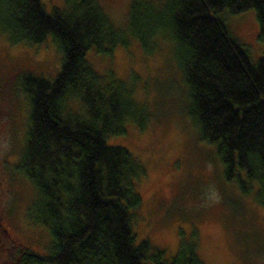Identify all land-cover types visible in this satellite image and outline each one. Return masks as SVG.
<instances>
[{"label": "trees", "instance_id": "16d2710c", "mask_svg": "<svg viewBox=\"0 0 264 264\" xmlns=\"http://www.w3.org/2000/svg\"><path fill=\"white\" fill-rule=\"evenodd\" d=\"M248 9L264 40V0H167L137 32L133 18L126 29L114 27L97 0H64L50 13L40 0H0V29L11 44L50 35L61 52L52 80L27 73L18 83L29 111L17 167L36 191L37 222L47 226L51 243L44 256L23 248L16 263L203 264L193 247L179 246L166 259L147 241H134L130 211L141 203L134 181L144 169L106 139L125 133L137 103L103 83L86 61L90 48L111 54L126 47L127 31L145 51L167 32L199 139L215 145L223 178L244 193L256 184L253 201L264 206V56L250 62L215 16Z\"/></svg>", "mask_w": 264, "mask_h": 264}, {"label": "rangeland", "instance_id": "374dc122", "mask_svg": "<svg viewBox=\"0 0 264 264\" xmlns=\"http://www.w3.org/2000/svg\"><path fill=\"white\" fill-rule=\"evenodd\" d=\"M40 1L47 13L64 5V0ZM97 1L114 27L126 29L133 18L137 32L148 12H162L167 0ZM137 12L140 16L132 17ZM215 16L250 62L264 56L253 9ZM163 31L148 41L147 51L127 31L126 47L116 45L111 54L93 48L86 53L103 83L118 86L137 103L125 133L106 139L107 145L125 148L144 169L134 181L141 199L130 211L134 241H147L151 252L163 251L166 259L187 246L203 264H264V206L253 201L256 184L249 183L244 193L235 181H226L215 145L199 139L175 51ZM60 64L61 52L50 35L37 44H11L0 29V177L9 189L0 203L7 209L10 233L39 256L48 253L51 239L47 226L37 222L36 191L17 167L29 111L18 83L27 73L52 80ZM16 255L0 252V264H14Z\"/></svg>", "mask_w": 264, "mask_h": 264}, {"label": "flooded vegetation", "instance_id": "af4514ba", "mask_svg": "<svg viewBox=\"0 0 264 264\" xmlns=\"http://www.w3.org/2000/svg\"><path fill=\"white\" fill-rule=\"evenodd\" d=\"M4 182L6 179H2L0 177V197L3 196L4 192H8L9 189L4 186ZM7 195V194H5ZM4 204L0 203V252L4 253H18L20 250L23 249L19 239L12 235L9 231L8 225L5 223V218L7 215V209L5 208ZM14 264H18L15 263Z\"/></svg>", "mask_w": 264, "mask_h": 264}]
</instances>
